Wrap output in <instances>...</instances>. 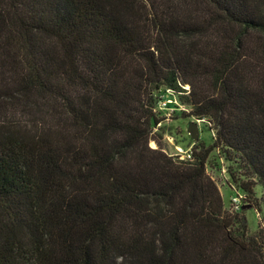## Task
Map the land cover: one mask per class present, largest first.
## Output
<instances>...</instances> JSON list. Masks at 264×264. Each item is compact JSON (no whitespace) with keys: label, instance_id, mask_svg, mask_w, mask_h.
I'll return each instance as SVG.
<instances>
[{"label":"trees","instance_id":"16d2710c","mask_svg":"<svg viewBox=\"0 0 264 264\" xmlns=\"http://www.w3.org/2000/svg\"><path fill=\"white\" fill-rule=\"evenodd\" d=\"M167 90L215 131L192 160L149 146ZM247 207L264 213V0H0V264H264Z\"/></svg>","mask_w":264,"mask_h":264},{"label":"rangeland","instance_id":"374dc122","mask_svg":"<svg viewBox=\"0 0 264 264\" xmlns=\"http://www.w3.org/2000/svg\"><path fill=\"white\" fill-rule=\"evenodd\" d=\"M184 88L189 90L190 87L187 85ZM170 98L173 100L172 104H170V109L161 108L159 101L158 105L156 104L155 106L157 117L162 120L153 130L156 141L151 140L149 146L153 149L160 148L167 155L173 157L174 160L182 161L181 159L175 157L176 154L181 155V152L178 149L184 151L192 147L191 152H193V148L195 147L193 146L194 142L197 141L204 143L205 146H209L213 143V133L215 131L213 132L210 130V125L205 122V119H203L204 122L198 124L200 132L199 139L194 141L187 132L189 123L192 121L196 122L195 117H188L191 108L185 104H182L179 100V96L176 94H170ZM217 156V152H213L211 154L206 166V173L211 177L212 180L215 181L223 198L225 208L231 211V198L238 192L232 189L228 184L229 178L226 171V163L222 160H219L216 164H214ZM260 189L261 187L257 186L256 190L258 195L260 194ZM242 210L243 208L239 210V212ZM243 215L247 221L248 232L252 235H256L264 225V213L256 209L252 210V208H248L247 211L243 213Z\"/></svg>","mask_w":264,"mask_h":264},{"label":"built area","instance_id":"2783aa9c","mask_svg":"<svg viewBox=\"0 0 264 264\" xmlns=\"http://www.w3.org/2000/svg\"><path fill=\"white\" fill-rule=\"evenodd\" d=\"M170 94H173L172 90H167L165 94H162L159 100L161 104V108L170 109V104H172L173 102V100L170 98ZM196 122L200 124L204 122V120L196 119ZM191 148H188L187 150H184V151H182L181 149H178L180 150L181 155L176 154L175 157L181 159L182 161L192 160L193 156H192ZM242 198H243L242 195L239 193L232 196L231 201H230V209L232 212H239V210H241V199Z\"/></svg>","mask_w":264,"mask_h":264},{"label":"water","instance_id":"95a60500","mask_svg":"<svg viewBox=\"0 0 264 264\" xmlns=\"http://www.w3.org/2000/svg\"><path fill=\"white\" fill-rule=\"evenodd\" d=\"M187 132L194 141H197L200 135L198 123L194 121L190 122Z\"/></svg>","mask_w":264,"mask_h":264},{"label":"bare ground","instance_id":"6f19581e","mask_svg":"<svg viewBox=\"0 0 264 264\" xmlns=\"http://www.w3.org/2000/svg\"><path fill=\"white\" fill-rule=\"evenodd\" d=\"M154 144V143H153ZM155 146V145H154Z\"/></svg>","mask_w":264,"mask_h":264}]
</instances>
